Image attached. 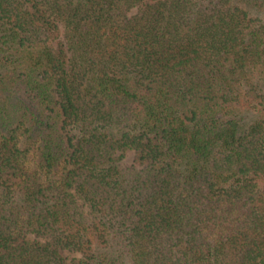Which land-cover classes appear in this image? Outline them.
<instances>
[{
  "label": "trees",
  "instance_id": "16d2710c",
  "mask_svg": "<svg viewBox=\"0 0 264 264\" xmlns=\"http://www.w3.org/2000/svg\"><path fill=\"white\" fill-rule=\"evenodd\" d=\"M0 264H264V0H0Z\"/></svg>",
  "mask_w": 264,
  "mask_h": 264
},
{
  "label": "rangeland",
  "instance_id": "374dc122",
  "mask_svg": "<svg viewBox=\"0 0 264 264\" xmlns=\"http://www.w3.org/2000/svg\"><path fill=\"white\" fill-rule=\"evenodd\" d=\"M130 154H128V157L126 158L127 163L129 162Z\"/></svg>",
  "mask_w": 264,
  "mask_h": 264
}]
</instances>
